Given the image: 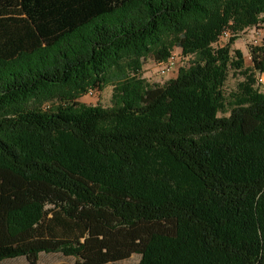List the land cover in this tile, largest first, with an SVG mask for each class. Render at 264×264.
Returning <instances> with one entry per match:
<instances>
[{
	"label": "trees",
	"instance_id": "16d2710c",
	"mask_svg": "<svg viewBox=\"0 0 264 264\" xmlns=\"http://www.w3.org/2000/svg\"><path fill=\"white\" fill-rule=\"evenodd\" d=\"M253 27L264 0H0V262L264 264V42L232 101L214 48Z\"/></svg>",
	"mask_w": 264,
	"mask_h": 264
},
{
	"label": "rangeland",
	"instance_id": "374dc122",
	"mask_svg": "<svg viewBox=\"0 0 264 264\" xmlns=\"http://www.w3.org/2000/svg\"><path fill=\"white\" fill-rule=\"evenodd\" d=\"M228 36L224 33L220 36L218 43L214 45V48L224 47L230 42L231 38H235L230 51L233 61H237V52L241 53L243 57L242 67H237L236 64H232L229 70L228 78L223 88L225 96L229 101L234 99V95L238 93L239 85L247 81V76L252 72V60L250 51L252 47L260 46L264 42V29L261 27H253L244 30L243 32H234L232 30H226ZM191 58L186 57L182 50L175 47L172 52L171 58L167 62H158L152 56L148 57L142 67L143 77L151 85L163 86L178 77L179 71L182 68H186L190 65ZM256 83L255 88L263 90L264 82L260 81V76H254ZM112 94L113 86H108L102 91H94L93 94L87 93L84 95L80 102L93 107L111 108L112 107ZM59 100L45 103L44 109H54L60 105ZM220 116H224L220 114ZM140 256L134 255L132 258L126 261L118 262L115 264H138ZM74 264L73 258H67L62 254H40V264ZM0 264H27L25 258L9 259L0 262Z\"/></svg>",
	"mask_w": 264,
	"mask_h": 264
},
{
	"label": "built area",
	"instance_id": "2783aa9c",
	"mask_svg": "<svg viewBox=\"0 0 264 264\" xmlns=\"http://www.w3.org/2000/svg\"><path fill=\"white\" fill-rule=\"evenodd\" d=\"M224 35L225 36H228V33L225 31V33H224ZM261 78H260V81L261 82H264V77L263 76H260ZM94 93V91H90V94H93Z\"/></svg>",
	"mask_w": 264,
	"mask_h": 264
}]
</instances>
